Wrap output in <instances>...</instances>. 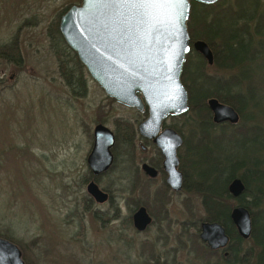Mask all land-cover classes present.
<instances>
[{
    "label": "rangeland",
    "instance_id": "rangeland-1",
    "mask_svg": "<svg viewBox=\"0 0 264 264\" xmlns=\"http://www.w3.org/2000/svg\"><path fill=\"white\" fill-rule=\"evenodd\" d=\"M72 4L79 0H0V43L19 33L24 57L21 69L0 60V236L19 243L26 264H203L200 238H195V221L204 214L198 196L170 195L167 219L162 220L163 210L152 201V189L158 187L153 183L151 196L141 197L151 204L157 222L137 232L129 218V194L120 189L127 180L116 164L97 182L110 190L112 200L89 203L84 179L93 126L101 121L115 129L117 120H141L143 114L106 96L64 44L67 48L59 51L65 65L72 75L84 78L86 90L75 95L66 85L48 35ZM190 52L192 60L197 51ZM256 65L255 76L264 78V54ZM255 83L254 100L264 113V82ZM191 115L187 111L180 120L166 123L179 125L188 136ZM257 118L260 128L235 134L217 128L201 144L188 138L186 146L196 155L188 157L194 162L191 167L223 184L229 174L227 160L259 155L264 118ZM218 161L225 162L222 174Z\"/></svg>",
    "mask_w": 264,
    "mask_h": 264
},
{
    "label": "water",
    "instance_id": "water-1",
    "mask_svg": "<svg viewBox=\"0 0 264 264\" xmlns=\"http://www.w3.org/2000/svg\"><path fill=\"white\" fill-rule=\"evenodd\" d=\"M191 1L213 4L220 0H185L182 8L176 9L168 0H156L147 9L153 23L146 30L134 27L133 13L125 11L116 15L105 0H79V4H72L65 10L58 22L63 41L106 96L139 111L146 108L147 116L139 123L138 130L161 149L167 183L174 190L181 187L176 150L182 138L171 128L162 132L159 129L167 116L182 115L189 109L188 93L181 75L190 50L197 51L208 65L213 63L206 42L196 40L190 43L187 20ZM207 105L214 123L238 122L239 114L231 105L214 97L207 100ZM112 143L110 130L102 125L96 126L93 147L87 157L94 174L105 171L111 164L109 148ZM143 167L150 175H155L151 168ZM85 189L98 204L108 200V193L94 181L88 182ZM243 190L244 184L239 177L228 184L233 197H238ZM230 219L239 235L248 238L251 232L249 210L236 205L230 211ZM150 223L151 217L144 206L133 213L132 225L136 230L143 231ZM199 238L212 250L224 248L229 242L224 226L216 221H201ZM0 264H26L19 246L2 236Z\"/></svg>",
    "mask_w": 264,
    "mask_h": 264
},
{
    "label": "trees",
    "instance_id": "trees-1",
    "mask_svg": "<svg viewBox=\"0 0 264 264\" xmlns=\"http://www.w3.org/2000/svg\"><path fill=\"white\" fill-rule=\"evenodd\" d=\"M187 29L191 42L199 39L207 43L212 52L213 63L211 66L208 65L197 52L194 59L190 60L191 52L186 58L181 81L188 93V112L192 114L187 118L190 133L186 140L191 138L197 143H206L210 139L209 133H213L217 128L226 130L230 134L260 128L261 120L257 117L261 115L264 118V113H259L262 108L260 103L254 100L253 93L257 87L255 82L257 84L264 82L263 77L255 76V70L258 68L256 60L262 58L264 54V0H246V3H242L241 0H220L213 4L191 1ZM52 30L53 32L49 27L50 49L57 57L61 76L75 95H83L86 90L84 78L80 79L72 75L65 65L66 60L60 54V48L67 45H64L58 24H55ZM75 57L74 53V59ZM23 59L19 33L9 41L0 43V60L13 63L17 69H21ZM75 61L81 69L82 65L77 58ZM210 67L228 74L212 73L208 70ZM77 86H80L82 91L78 90ZM211 97L234 107L239 114L238 122L214 123L207 105V100ZM250 103L252 111L248 112ZM129 123L126 120L116 121L118 125ZM258 150L259 155H251L243 159L232 157L227 160L229 174L221 185L216 184L217 178H207V173L204 176L195 171L191 167L194 162L192 159L188 160L192 169L193 184L187 187V192L199 197L204 213L195 221L197 230H199L198 221H216L224 226L229 236L225 248L227 253L224 255L210 249L203 241H198L199 234H195L199 243L198 253L204 261L203 264H264V142ZM191 156L196 155L193 153ZM218 168L222 174L226 168L225 162L218 161ZM235 177H239L244 184V190L238 197H233L227 188ZM88 200L89 203L93 201L90 198ZM139 203L136 202L135 205ZM236 205H242L250 212L251 232L248 238L239 235L230 219V211ZM145 206L151 212L149 206ZM187 207L189 214L193 215L190 206ZM3 237L11 240L9 236ZM17 244L19 245L18 242ZM22 257L24 259L23 254ZM209 257H214V260H210ZM146 264H158V261Z\"/></svg>",
    "mask_w": 264,
    "mask_h": 264
},
{
    "label": "flooded vegetation",
    "instance_id": "flooded-vegetation-1",
    "mask_svg": "<svg viewBox=\"0 0 264 264\" xmlns=\"http://www.w3.org/2000/svg\"><path fill=\"white\" fill-rule=\"evenodd\" d=\"M63 14V13H62ZM133 108V107H131ZM137 110V109H136ZM139 111V110H137ZM141 114H143V117L141 120L136 119L135 121H130L129 124H115V129H110L107 127L104 123L101 121L98 123H95L92 129V134H91V147L90 150L88 151L86 155V164L88 167V175L85 177V182L86 185L90 181L96 182V184L99 186L98 178L99 176L107 173L110 169H112L116 164L118 165V171L119 175L121 178H125L127 180V183L125 186H122L120 189L122 192L128 193L130 196H128V202L131 203V208H130V222L132 224V215L133 213L141 206H144L148 212V214L151 217V223L150 225L145 229L147 230L152 224L157 222L153 215V211L151 209V204L147 201L142 199L141 196L147 198L150 197V191L152 189L153 183H156L158 187L155 189H152L153 195H152V201L155 202L156 206L159 205V207L163 210L164 216L162 220L167 219V206L169 205L170 201V195H181L182 193L186 192L187 193V187L192 186V181H193V176H192V169L188 163V157L189 155L193 154L194 152L189 150L186 146V138L187 135L184 130L181 129L179 125H173L166 123L167 119H177L180 120L183 118V116L178 115H169L167 116L159 129V132H162L163 130L167 128H171L175 130L180 137L182 138V143L178 146L176 150V155L178 158V166L177 170L181 172V187L178 190H174L168 183H167V177L168 174L164 169L163 166V160H164V155L161 151V149L153 142L152 139L144 137L143 135L140 134L138 130V125L139 123L144 120L147 116V110L144 108L142 111H139ZM211 112V111H210ZM183 115V114H182ZM212 115V113H211ZM139 120V121H138ZM120 121V120H119ZM123 121V119L121 120ZM228 122H223L219 124H225ZM102 125L106 128H108L112 134L113 137V143L110 146L109 150L112 156V161L109 167L99 173V174H94L91 169L88 166L87 163V157L89 153L91 152V149L93 147L94 143V129L96 126ZM143 165H146L147 167L151 168L153 171H155V175H150L143 167ZM85 185V188H86ZM100 189L108 193V201H111L112 199V193L110 192L109 189L101 188ZM228 188V186H227ZM89 196V195H88ZM135 196V197H133ZM92 199L90 196L88 197ZM93 200V199H92ZM94 201V200H93ZM95 202V201H94ZM104 202V203H106ZM136 202H140L142 204H137L135 205ZM101 203V204H104ZM145 203V204H143ZM149 206L150 211L148 208L145 206ZM234 207V206H233ZM232 207V208H233ZM115 216L117 217L118 215V207L115 209ZM207 221V220H203ZM201 223V221H200ZM200 223H199V231H200ZM133 226V225H132ZM134 228V227H133ZM135 229V228H134ZM136 230V229H135ZM143 230V231H145ZM137 232H143V231H138ZM226 231V230H225ZM227 233V232H226ZM201 240V239H200ZM206 244V243H205ZM207 245V244H206ZM226 247L224 248H219L216 249L218 252H221L222 254L226 255Z\"/></svg>",
    "mask_w": 264,
    "mask_h": 264
},
{
    "label": "snow or ice",
    "instance_id": "snow-or-ice-1",
    "mask_svg": "<svg viewBox=\"0 0 264 264\" xmlns=\"http://www.w3.org/2000/svg\"><path fill=\"white\" fill-rule=\"evenodd\" d=\"M185 0H168L173 9L182 8ZM114 14L121 15L125 11L133 13L137 30H146L152 26L153 18L147 9L151 8L156 0H105ZM182 15V13H181Z\"/></svg>",
    "mask_w": 264,
    "mask_h": 264
}]
</instances>
